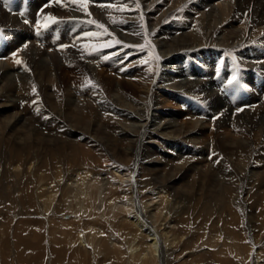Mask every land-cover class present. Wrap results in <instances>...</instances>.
Listing matches in <instances>:
<instances>
[{"label": "bare ground", "instance_id": "6f19581e", "mask_svg": "<svg viewBox=\"0 0 264 264\" xmlns=\"http://www.w3.org/2000/svg\"><path fill=\"white\" fill-rule=\"evenodd\" d=\"M42 1L23 16L64 19L39 34L0 8V264H264V0H61L34 18ZM181 54L194 79L166 86ZM212 72L245 82L232 105ZM174 98L178 126L158 103Z\"/></svg>", "mask_w": 264, "mask_h": 264}, {"label": "rangeland", "instance_id": "374dc122", "mask_svg": "<svg viewBox=\"0 0 264 264\" xmlns=\"http://www.w3.org/2000/svg\"><path fill=\"white\" fill-rule=\"evenodd\" d=\"M206 2H208L210 5H215L216 3H218L219 2V0H203V3H206ZM58 19H61V18H58ZM28 45H29V43H28ZM142 49H144V48H142ZM142 49H138L136 52H139L140 51V53L141 54H143L144 52H142L143 50ZM127 53V52H126ZM11 53H8L7 54V57L9 58L11 55H10ZM44 56L46 57V58H49V56H48V51H46V53L44 54ZM3 57H5L6 58V56H3ZM108 57V56H107ZM182 57V58H181ZM181 59H179V62H177V68L176 67H173V66H170V67H168L167 66V69L165 70L166 72H168V75H169V77H171L172 79L171 80H173V81H170V80H167V81H165V82H163V83H165V84H167L166 86H168V85H170V84H173V83H176V82H178V83H181V82H184L186 79L187 80H193L194 79V74H191L190 72H192V70L194 69V71H196L197 72V69H196V67H195V65H194V62H193V57L192 56H182V54H181ZM192 58V60H190L191 58ZM5 58H3L2 60H4ZM124 58V59H123ZM122 58V60H120V61H117L115 64H116V66H114V68L115 67H117V65L118 66H120V71L119 72H123V74H127V72L129 71V70H127V69H124V68H126V66L128 65V64H126L127 63V61H124L125 59H126V57H123ZM226 58V57H225ZM147 60H145V61H149V57L148 58H146ZM183 59V60H182ZM247 59V58H246ZM138 60V59H137ZM168 60V59H167ZM166 60V61H167ZM181 60V61H180ZM190 60V61H189ZM219 60H221V61H224V58L223 59H219ZM190 62V63H189ZM182 63V64H181ZM19 64V63H18ZM15 65H17L16 63H15ZM25 65L26 64H22L20 67H19V65H17L16 67H19V68H24L25 67ZM168 65H171V64H168ZM173 65V64H172ZM192 66H193V68H192ZM66 68V67H65ZM98 69H100V68H97V71H98ZM124 69V70H123ZM192 69V70H191ZM254 69V68H253ZM263 68H261V70L260 71H262L263 72V70H262ZM105 71H107V72H109L108 71V69L107 68H105L104 69ZM127 70V71H126ZM171 70H173V71H171ZM107 72H105V73H107ZM195 72V73H196ZM65 73V72H64ZM111 74H112V72H110ZM120 73V74H121ZM68 75H69V78H68V75H66V74H62L61 76L63 77V79L64 78H68V79H76L75 77H77L78 76V73H76V75L77 76H75V74H69V73H67ZM110 74V75H111ZM71 75V76H70ZM217 74L216 73H214V74H212V75H210L208 78L207 77H204V81H207V82H209V81H211L210 83H211V88L213 89V90H215L214 92L215 93H217V96L220 98V100H224L223 102L225 103V104H227V105H232L230 102L232 101V99L230 98L231 97V93L230 92H232V87H234L233 86V83L231 84V83H229L228 84V82L230 81H226V79H223V83H215L214 82V79L215 78H217V76H216ZM74 76V77H73ZM214 76V77H213ZM156 77H157V75H156ZM175 77V78H174ZM201 79L203 80V77H201ZM175 80V81H174ZM232 80V79H231ZM168 83H170V84H168ZM213 84V85H212ZM228 84V85H227ZM231 84V85H230ZM214 86V87H213ZM229 86H231V87H229ZM217 87V88H216ZM225 88H227V90L225 89ZM236 88V87H235ZM219 89V90H218ZM218 90V91H217ZM235 90V89H234ZM219 91H220V93H219ZM228 92V93H227ZM185 96H187L186 97V99H187V102L191 105V106H193L194 104H196V105H194V107H197V108H195L194 110H196L197 109V111L198 110H200V109H202L203 107H204V105H205V101H203L201 98H196L194 95H192V96H190L191 94H188L187 93V95L186 94H184ZM220 95V96H219ZM225 95V96H224ZM228 95V96H227ZM188 97H189V99H190V101H189V99H188ZM223 97V98H222ZM191 98H194L193 100L191 99ZM195 99H196V101H197V103H195L196 101H195ZM173 103H175V104H173V103H165V102H163V100H159L158 101V103L160 104V107L162 108V109H164V110H167L168 112H170V113H172L173 114V118L175 119V124H176V126H178V125H182L183 124V122H182V119L181 118H183V117H180L179 115H178V111H179V109L182 111L183 110V107L184 106H179V103H178V99L177 98H174L173 100ZM175 101V102H174ZM203 102V103H202ZM164 103V104H163ZM194 103V104H193ZM199 103V104H198ZM163 106V107H162ZM180 107V108H179ZM245 108V107H244ZM241 109H242V107H241ZM246 110L248 109L247 107L245 108ZM239 111H240V107H239V109H238ZM218 114L219 113H216L215 115H213V116H215V117H211L212 119H216V116H218ZM187 119V118H186ZM207 132V131H206ZM206 132H205V134H206ZM205 134L204 133H201V134H199V139H200V141L201 142H199L200 143V145H207L208 143H211V141H209V140H211L210 138H207L208 137V135H206V137H205ZM207 138V139H206ZM199 139H198V141H199ZM203 139H205V140H203ZM209 139V140H208ZM106 175H104V176H102V177H105ZM5 204H6V202H5ZM7 204H9L8 202H7ZM6 204V205H7ZM1 206L2 205H0V208H1ZM2 209V208H1ZM3 211H4V209H3ZM252 225H255V224H252ZM256 228V227H255ZM258 228V227H257ZM264 228V227H263ZM262 243H261V246H263L264 247V235H263V237H262Z\"/></svg>", "mask_w": 264, "mask_h": 264}, {"label": "snow or ice", "instance_id": "6c2138e0", "mask_svg": "<svg viewBox=\"0 0 264 264\" xmlns=\"http://www.w3.org/2000/svg\"><path fill=\"white\" fill-rule=\"evenodd\" d=\"M54 2L56 4H60L61 3V0H54ZM93 2H94V0H93ZM71 3L79 5L80 6V9H79L80 11H83L84 13H88V6H89V3H90V0H71ZM5 4H7V0H5ZM99 6L101 8H104V7H109L110 8V7H112L111 4H107V5L101 4ZM45 7H47V5H45ZM139 7H140V5H139V3H137V8H139ZM119 10L122 11L123 9H119ZM9 11H11V9H9ZM20 15L23 16L24 13L21 12ZM44 19H45V23H43V24H41V21L39 19H37V21H36L37 34H39L41 28H45L46 29V28H48L50 26V24H54V23H57L58 22L57 21V17H55V16H46ZM24 22L25 23H28L27 20H25ZM83 22H86L88 24L95 25L97 29H103V34L108 35V36H111V33L108 31V29L105 27V25L103 23H99V22H97L95 20H91V19L90 20H87V21H83ZM112 23H116V21L113 20ZM140 27L143 29L144 28V25L141 24ZM137 34L139 35V33H137ZM98 35H100L99 32H85L84 33V36L85 37H92V36H98ZM115 43L116 44H121V41L120 40H115ZM72 46H74V45H72ZM111 46H112V41L111 40L105 42L102 45V47H104V48L111 47ZM24 47H27V44H25ZM68 47H70V45H68V44H62V45H60V48H68ZM124 47H128V45H124ZM98 51H100L99 48L92 47L91 48V51L89 52V54L91 55V54H93L95 52H98ZM12 55L15 56L16 53L13 52ZM108 58L109 57H107V56L105 57V59H108ZM16 62L17 63H20L19 60H17ZM235 79H236V77L233 76L232 77V80H230L229 83H232ZM33 91L35 92V86H33Z\"/></svg>", "mask_w": 264, "mask_h": 264}]
</instances>
